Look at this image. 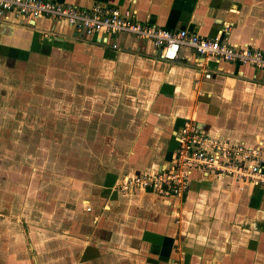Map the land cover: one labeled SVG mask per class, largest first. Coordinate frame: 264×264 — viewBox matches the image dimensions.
Instances as JSON below:
<instances>
[{"label": "crops", "instance_id": "obj_1", "mask_svg": "<svg viewBox=\"0 0 264 264\" xmlns=\"http://www.w3.org/2000/svg\"><path fill=\"white\" fill-rule=\"evenodd\" d=\"M58 1L118 6L139 22L264 50V0ZM0 97L15 107L14 122L39 124L40 137H55L59 124L70 149L68 177L44 198L55 210L40 211L59 227L28 238L34 257L4 264H264V185L195 170L179 196L120 187L173 168L186 119L259 146L264 159V71L188 47L167 60L128 33L88 35L65 21L10 14L0 18Z\"/></svg>", "mask_w": 264, "mask_h": 264}, {"label": "built area", "instance_id": "obj_2", "mask_svg": "<svg viewBox=\"0 0 264 264\" xmlns=\"http://www.w3.org/2000/svg\"><path fill=\"white\" fill-rule=\"evenodd\" d=\"M29 21L40 17L65 21L82 34L115 36L128 33L150 41L167 60H175L182 47L204 58L248 64L264 71V50L249 45L230 44L222 37H201L185 29L169 30L134 20L118 6L82 8L58 0H0V18ZM209 77V74L205 75ZM175 163L171 170L133 175L120 185L132 184L140 189H154L164 196H179L189 185L195 171L230 175L264 185V159L259 146H245L200 131L192 119H186L175 134Z\"/></svg>", "mask_w": 264, "mask_h": 264}, {"label": "rangeland", "instance_id": "obj_3", "mask_svg": "<svg viewBox=\"0 0 264 264\" xmlns=\"http://www.w3.org/2000/svg\"><path fill=\"white\" fill-rule=\"evenodd\" d=\"M1 103L2 101H0V185H3V188L0 193V264H4L6 259L16 256L34 257L35 251H29L27 248L32 244L28 238L33 242L44 240L47 237L43 233L44 229L56 226L57 230L59 227L53 224V219L41 218L40 211L49 207L55 210V205L52 202L48 205L44 198L56 194L59 181L67 175L65 162L70 149L64 150L63 141L67 138L62 132V135L60 134L59 124L51 125L52 130L58 132L55 137L52 135L40 137L35 132L39 124L29 123L30 127L26 119L19 120L21 123L14 122L13 119L18 114L14 111L15 107H3ZM70 178L74 179L71 176ZM51 185L53 188H50ZM74 187L75 185L70 186L69 189L75 193ZM37 195L41 196L40 200L37 199ZM37 206L42 209L35 211ZM61 207L58 206L57 211L61 210ZM58 222L60 223V220ZM11 247L14 248L13 253Z\"/></svg>", "mask_w": 264, "mask_h": 264}]
</instances>
